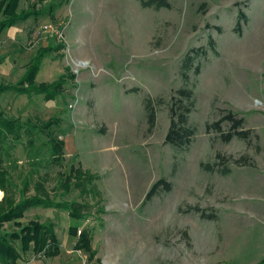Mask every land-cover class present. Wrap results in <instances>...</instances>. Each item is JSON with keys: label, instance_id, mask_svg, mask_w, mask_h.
<instances>
[{"label": "rangeland", "instance_id": "374dc122", "mask_svg": "<svg viewBox=\"0 0 264 264\" xmlns=\"http://www.w3.org/2000/svg\"><path fill=\"white\" fill-rule=\"evenodd\" d=\"M169 2L170 9L154 10L142 8L136 0L18 1L16 13L33 16L25 22L16 65L12 52L0 45V65L4 56H10L13 64L8 76H0V86L9 89L0 92V112L33 123L59 120L54 130L63 131L64 136L58 131L57 139L65 147L57 163L49 156L44 135L34 133L31 145L24 135L19 142L9 137L2 154L4 168L17 197L23 189L26 196H33L35 185L44 179L51 198L84 200L88 208L81 210L80 221L61 209L30 208L21 224L52 222L60 254L45 258L32 251L22 253L20 242L14 241L22 255L17 264H129L136 247L146 243L152 245L147 253L153 252L156 261L166 258L164 246L177 244V236L185 231L191 236L187 248L191 252L195 248L193 254L187 251V264L198 253L206 262L202 264H209L216 254L227 259L226 253L237 247L246 254L260 246L257 256L262 254L264 0ZM5 4L0 0V11ZM42 11L41 16L34 15ZM241 13L246 21L238 31ZM51 45L54 49L41 62L34 83L49 86L66 76L59 82L65 83L61 95L47 102L43 95L14 92L38 50ZM187 55L194 60L185 83L181 66ZM183 86L193 92L189 125L195 133L186 149L174 150L164 144L168 105ZM146 97L162 102L151 131L143 107ZM228 112L244 120L248 140L224 143L215 130L207 132L208 124ZM222 128L229 130L226 124ZM79 165L96 177L90 183L95 186L93 197L81 199L76 189L58 190L60 176ZM160 179L171 190H160L145 202ZM0 192L5 211L4 188ZM201 214L213 219H202ZM71 226L91 231V258L90 252L73 249ZM18 231L13 223H5L0 237ZM173 254L176 250H169L170 258ZM245 254L237 257L239 263L247 260Z\"/></svg>", "mask_w": 264, "mask_h": 264}, {"label": "trees", "instance_id": "16d2710c", "mask_svg": "<svg viewBox=\"0 0 264 264\" xmlns=\"http://www.w3.org/2000/svg\"><path fill=\"white\" fill-rule=\"evenodd\" d=\"M19 0H5L6 4L3 5L0 11L1 16L5 17L0 20V33L11 27H14L17 23H24L30 17V13H16ZM140 6L145 9H170L171 5L169 0H136ZM42 12L34 15L41 16ZM238 28L240 30V23L246 21L245 16L239 14ZM236 30V31H237ZM54 49V47L48 46L38 50V54L30 68L27 69L24 76L18 82L16 86H13V91L19 95L29 97L31 93L36 95H43L44 100L49 102L53 101L57 96L61 95L63 90V84L59 83L64 80L66 76L61 77L58 83L47 85H35L34 80L39 72L40 64L43 59ZM197 53V51L195 52ZM194 58L187 55L182 62L181 77L186 83L188 80V72L193 67ZM199 66H196L194 73H199ZM72 77V76H71ZM8 87L0 86V92L8 91ZM162 103L160 100H153L149 97L144 98L143 107L147 116L148 130L151 131L156 124V107ZM194 108V96L191 89L187 86H183L172 95L170 103L168 105L169 114V127L164 138V144L170 146L174 150L186 149L194 136V129L189 125V116ZM60 123L57 119H50L48 121L35 120L33 123L31 120L21 121L19 119H11L4 116L0 112V187L4 188L5 204L7 209L3 211V205H0V226L5 223H13L18 232L6 233L0 237V264H17L21 260V252L18 251L13 245L14 241H19L21 245L22 253L32 251L36 256L53 258L60 254V242L57 238L54 224L52 222L41 223L38 221H30L25 225H22L20 220L24 218L25 213L30 208L41 207L43 209H61L68 213L70 219L74 221H80L83 219L81 210L88 208L87 203L82 201L69 202V201H57L58 198H51L49 192L46 190V181L40 179L35 185V194L33 196H26L25 190L19 192L17 197L14 191V183L11 179L9 172L4 168L3 152L4 144L8 141L9 137H13L15 142L21 140V136L24 135L29 138V144H32V138L34 133H40L46 137L45 146L52 158L53 162H60L63 157V150L65 142L58 140L57 133L60 130H54ZM229 126V130L224 132L222 125ZM244 120L236 117L232 112H228L225 116L220 117L216 122L211 125H207V132L212 129L220 135V139L224 143H229L233 138L241 140H248L250 137V131L243 129ZM64 136L63 131L59 132ZM220 158V156H218ZM240 160L235 161L239 163ZM208 171L212 170L209 165L205 166ZM223 174L227 173V170H222ZM59 181V188L64 190V193H70L71 189L79 191L81 199L83 197H93V190L95 186L90 184L95 181V178L87 172H83L80 165L78 167L71 166L69 172L66 175H61ZM81 188V189H80ZM160 190L169 192L171 185L164 179H160L155 182L149 191L147 192L144 201H150ZM95 193V192H94ZM3 203V204H4ZM2 208V209H1ZM195 211H199L195 208ZM201 218L205 220H212V216H205L201 214ZM70 237L76 239L73 249L76 251L90 252L91 231L87 228L79 229L78 226H71L69 228ZM94 255L90 252V258ZM264 263V261H263Z\"/></svg>", "mask_w": 264, "mask_h": 264}, {"label": "crops", "instance_id": "0c3cea01", "mask_svg": "<svg viewBox=\"0 0 264 264\" xmlns=\"http://www.w3.org/2000/svg\"><path fill=\"white\" fill-rule=\"evenodd\" d=\"M25 22L24 23H17L14 27H11L7 30H4L3 32L0 33V45L3 47V49L6 50L7 53H9L8 51H11L12 54L15 56L14 58H12V62L14 60H16V63L13 62L14 65L17 64L18 62V57H19V52L21 50L18 51V49H20L19 45L23 39V30H24V26H25ZM18 46V49H16ZM3 52V53H6ZM11 55V54H10ZM18 55V57H17ZM4 58H6L3 63L0 65V76L5 77L8 76L11 72V70L13 69V64L11 63V57L10 56H4ZM191 240V236L189 234L186 233V231L184 232V234H180L179 236H177V244H173V245H166L164 246L168 252H163L166 256V258H159V260H155L156 257L153 256V252H148L147 250H149V247H151L152 245H149L148 243H146V245L143 246H137V253L135 255V258H132V260L130 261L129 264H187L186 259H187V251L189 254H193V251L191 252L190 249L187 248L186 246V242ZM149 245V246H148ZM172 248L173 250H176V254H173L170 258L169 256V250ZM176 248V249H174ZM238 248V247H237ZM235 249V250H229L226 255L228 256L227 259L223 258L224 255L222 256V254H216L215 256H213L212 258L214 259H210L209 264H221L220 262L225 261L226 260V264H264V250L262 252L261 255L257 256L258 253L260 252L261 248L260 246H255L253 248V250H249L246 254H245V250H240V249ZM151 249V248H150ZM243 249V248H242ZM145 250L143 255L139 254L138 252H141ZM153 250V249H152ZM200 251V250H199ZM201 252V251H200ZM214 253V252H213ZM242 254L247 255V260L245 258L246 261H244L243 263H239V260L237 259V257L240 259V256ZM251 253H255L254 256L256 257H249L248 255ZM224 254V253H223ZM261 256V257H260ZM260 258H263L262 260H260ZM189 263L188 264H202L203 262H205L202 258V256L200 255V253H198V257L197 256H190L189 257ZM206 263V262H205ZM126 264V263H125Z\"/></svg>", "mask_w": 264, "mask_h": 264}, {"label": "built area", "instance_id": "2783aa9c", "mask_svg": "<svg viewBox=\"0 0 264 264\" xmlns=\"http://www.w3.org/2000/svg\"><path fill=\"white\" fill-rule=\"evenodd\" d=\"M55 31V32H54ZM53 32H54V34H56V35H59L60 37H61V35L60 34H58V32L56 31V30H54Z\"/></svg>", "mask_w": 264, "mask_h": 264}, {"label": "bare ground", "instance_id": "6f19581e", "mask_svg": "<svg viewBox=\"0 0 264 264\" xmlns=\"http://www.w3.org/2000/svg\"><path fill=\"white\" fill-rule=\"evenodd\" d=\"M1 195H2V193L0 192V198H1Z\"/></svg>", "mask_w": 264, "mask_h": 264}]
</instances>
